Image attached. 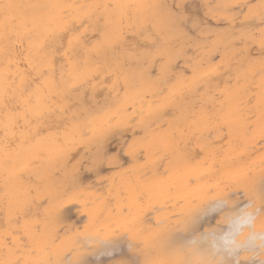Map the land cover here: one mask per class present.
I'll list each match as a JSON object with an SVG mask.
<instances>
[{"label": "rangeland", "instance_id": "1", "mask_svg": "<svg viewBox=\"0 0 264 264\" xmlns=\"http://www.w3.org/2000/svg\"><path fill=\"white\" fill-rule=\"evenodd\" d=\"M8 1L0 0V264H264V248L224 256L203 240L245 207L264 226L262 0H18L22 23ZM164 4L196 23L173 26ZM250 14L254 35L240 43L230 18L238 29ZM86 231L123 243L111 255L85 249Z\"/></svg>", "mask_w": 264, "mask_h": 264}, {"label": "clouds", "instance_id": "2", "mask_svg": "<svg viewBox=\"0 0 264 264\" xmlns=\"http://www.w3.org/2000/svg\"><path fill=\"white\" fill-rule=\"evenodd\" d=\"M217 209H210L208 214H212ZM110 238L94 231H86L82 234L80 246L82 248H95L105 253ZM204 241H212L218 252L235 253L242 249L254 250L257 247L264 248V226L256 229L255 216L247 208H241L234 218L228 221L226 230L218 237L211 232L203 237ZM218 241V242H217Z\"/></svg>", "mask_w": 264, "mask_h": 264}, {"label": "snow or ice", "instance_id": "3", "mask_svg": "<svg viewBox=\"0 0 264 264\" xmlns=\"http://www.w3.org/2000/svg\"><path fill=\"white\" fill-rule=\"evenodd\" d=\"M5 8L12 7L11 5H5ZM160 8L164 9L167 17L170 21V23L173 26H176L177 24H182L187 22L188 20H192L195 24L197 21V18L190 14L187 11H182L181 5H175L174 8L171 5H160ZM192 8H195V5H192ZM261 11L259 12V25H260V32L261 35L264 36V0H262V4L260 5ZM175 9V10H174ZM237 17L233 16L230 18V23L233 25V36L235 39H237L240 43H244L245 40L251 36L254 35V26L256 21V15L250 14L244 21H240V27L237 29L235 27ZM59 33H55L50 37L49 43L46 45L47 47H50L52 44L55 43V41L59 38ZM98 165H94L96 167ZM260 181L262 184H264V175L261 176ZM120 234H114L108 243V247L105 250V253L108 255H111L117 248L121 246L123 243L122 241H119L118 239H115ZM128 252L134 257L137 252L134 245L131 243L128 244ZM76 264H83L82 258L76 262ZM116 264H135L134 259H121L116 262Z\"/></svg>", "mask_w": 264, "mask_h": 264}, {"label": "bare ground", "instance_id": "4", "mask_svg": "<svg viewBox=\"0 0 264 264\" xmlns=\"http://www.w3.org/2000/svg\"><path fill=\"white\" fill-rule=\"evenodd\" d=\"M152 1H153V0H148V2H152ZM113 2H114V4H119V5L121 4V1H120V0H113ZM148 2H147V4H145V5L148 6V5L150 4V3H148ZM160 2H161V1H160ZM5 5H11V6H12V7H10V8H6L5 10H11L13 13H15V17H16V20H17L18 22L22 23V22L25 21L26 18L23 16V14H22V13L19 11V9L17 8L18 5H19V1H18V0H9L8 2H6ZM54 6H57V4H54ZM137 7H138V9H140V8H142V7H144V6H143V5H137ZM199 19H200V17H199ZM0 25L2 26L3 24H0ZM54 27H55V26H54ZM1 30L3 31L4 28L1 27ZM183 36H184V35H183ZM181 37H182V36H181ZM136 43H137V42H136ZM145 43H146V42H145ZM150 43H151V42H150ZM141 45H143V44H141V42H140V46H141ZM144 45H145V44H144ZM148 45H150V44H147V46H148ZM153 45H154V44H153ZM137 46H138V45H137ZM151 46H152V45H151ZM134 47H135V46H134ZM143 47H145V46H143ZM148 47H149V46H148ZM65 49H66V48H65ZM67 52H68V51H67ZM21 54H22V53H21ZM214 58H215V57H214ZM54 64H55V63H54ZM22 65H23V64H22ZM23 66H24V65H23ZM209 71H210V70H209ZM173 73H174V72H173ZM29 74H30V72H29ZM200 74H201V73H200ZM198 75H199V74H198ZM171 76H172V75H171ZM171 76H170V77H171ZM164 77H166V76H164ZM167 78H168V77H167ZM33 79H34V78H33ZM155 80H156V79H155ZM161 83H162V82H161ZM4 84H5L4 79H3V78H0V95L2 94V90H3V86H4ZM262 85L264 86V81H262ZM207 87H208V85H207ZM209 87H210V86H209ZM161 91H162V90H161ZM151 94H152V93H151ZM64 97H65V96H64ZM82 97H83V96H82ZM247 100H248V99H247ZM250 101H251V100H250ZM15 107H16V106H15ZM64 111H65V110H64ZM165 111H166V110H165ZM135 113H136V112H135ZM167 113H168V112H167ZM241 114H242V113H241ZM133 117H135V115H134ZM131 118H132V117H131ZM132 119H133V118H132ZM145 119H146V118H145ZM58 121H59V120H58ZM61 122H62V121H61ZM61 122H60V123H61ZM56 125H57V124H56ZM59 125H60V124H59ZM59 125H57V126L59 127ZM178 125H179V124H178ZM52 127H53V126H52ZM52 127H50V128L52 129ZM248 127H249V125H248ZM50 128H49V129H50ZM37 130H38V129H37ZM40 130H41V129H40ZM114 130H115V129H114ZM183 130H184V129H183ZM41 131H42V130H41ZM119 131H120V130H118V132H119ZM55 132H56V131H55ZM112 133H113V132H112ZM126 134H127V133H126ZM109 135H111V134H109ZM106 139H107V138H106ZM107 143H108V142H107ZM59 148H60V147H59ZM78 150H79V147H78ZM243 151H244V150H243ZM76 152H77V150H76ZM216 152H217V151H216ZM195 153L197 154V152H195ZM195 153H194V154H195ZM198 153H199V152H198ZM72 154H73V153H72ZM218 155H219V154H218ZM138 158H139V157H138ZM157 158H158V157H157ZM260 162H261V161H260ZM199 164H200V163H199ZM203 164H204V163H203ZM205 166H207V165H205ZM253 167H254V166H253ZM244 168H245V167H244ZM188 169H190V168H188ZM206 169H207V167H206ZM247 169H248V168H247ZM251 169H252V168H251ZM197 171H198V170H197ZM197 171H195V172H197ZM162 172H164V171H162ZM186 173H187V172H186ZM235 173H236V172H235ZM162 174H163V173H162ZM142 175H143V174H142ZM142 175L140 174V176H142ZM81 178H82V177H81ZM189 180H190V179H189ZM191 180H192V179H191ZM131 181H132V180H131ZM205 181H207V180H205ZM216 182H217V180H216ZM205 183H206V182H205ZM205 183H204V185H205ZM213 183H215V182H213ZM213 183H211V184H213ZM260 183H261V181H260ZM173 184H174V183H173ZM173 184H172V185H173ZM199 184H200V183H199ZM202 184H203V182H201V185H200V186L203 188ZM233 184H234V183H233ZM258 184H259V183H258ZM258 184H257V185H258ZM261 184H262V183H261ZM129 185H130V184H129ZM166 186H167V185H166ZM196 186H197V187H195V185H194V188H193L194 190H193V192L196 191V190L198 189V187H200V186H198V184H197ZM213 186H214V184H213ZM170 187H171V186H170ZM201 187L199 188L200 190H201ZM261 187H262V186L260 185L259 188H261ZM263 187H264V185H263ZM263 187H262L261 190H263ZM88 188H89V187H88ZM97 188H98V187H97ZM162 188H164V187H162ZM162 188H161V189H162ZM168 188H169V187H168ZM188 188H189V187H187V188L185 189V190H186V193H187V191L190 193L189 190L192 191V187H190V189L187 190ZM195 188H196V190H195ZM205 188H206V187H205ZM165 189H167V188H165ZM199 189H198V190H199ZM81 190H82V189H81ZM185 190H183V191H185ZM210 190H211V189H210ZM258 190H259V189H258ZM258 190H257V191H258ZM86 191H87V190H86ZM168 191H169V190H167V192H168ZM78 192H79V191H78ZM181 192H182V191H181ZM219 192H220V191H219ZM80 193H81V192H80ZM126 193H127V192H126ZM129 193H130V192H129ZM189 193H187V195H189ZM10 194H11V192H10ZM131 194H132V192H131ZM134 194H135V193H134ZM198 194H199V193H198ZM218 194H219V193H218ZM160 195H161V194H160ZM172 195H173V194H172ZM181 195H183V193H181ZM216 195H217V194H216ZM184 196H185V194H184ZM228 196H229V195H228ZM66 197H68V196H66ZM72 197H74V196H72ZM72 197H70V198L72 199ZM171 197H172V196H171ZM173 197H174V196H173ZM179 197H180V196H179ZM196 197H198V196L196 195ZM239 197H240V195H239ZM70 198H69V199H70ZM181 198H182V196H181ZM181 198H180V199H181ZM71 199H70V200H71ZM79 199H80V198H79ZM131 199H132V198H131ZM131 199H130V200H131ZM148 199H149V198H148ZM194 199H195V198H194ZM262 199H263V198H262ZM66 200L69 201L68 199H66ZM72 200H74V199H72ZM84 200H85V199H84ZM87 200H88V199H87ZM128 200H129V199H128ZM153 200H154V199H153ZM153 200H152V201H153ZM157 200H158V199H157ZM169 200H170V198H169ZM169 200H167V201H169ZM174 200H175V199H174ZM217 200H218V199H217ZM217 200H215V201H217ZM263 200H264V199H263ZM61 201H63V200H61ZM99 201H100V200H99ZM132 201H133V200H132ZM165 201H166V200H164V203H165ZM220 201H221V200H220ZM222 201H223V200H222ZM241 201H242V200H241ZM149 202H150V201H149ZM82 203H83V202H82ZM193 203H194V202H193ZM196 203H197V202H196ZM205 203H206V202H205ZM236 203H238V202H236ZM236 203H235V204H236ZM247 203H248V201H247ZM152 204H153V203H152ZM157 204H158V203H156V205H157ZM169 204H170V203H169ZM218 204H219V203H218ZM235 204H234V205H235ZM244 204H245V203H244ZM59 205H60V204H59ZM79 205H80V204H79ZM86 205H87V203H86ZM94 205H95V203H94ZM129 205H130V204H129ZM131 205H132V204H131ZM150 205H151V204H150ZM208 205H209V204H208ZM211 205H212V204H211ZM211 205H210V206H211ZM216 205H217V204H216ZM237 205H238V204H237ZM56 206H57V205H56ZM145 206H146V205H145ZM152 206H154V205H152ZM210 206H209V207H210ZM213 206H214V205H213ZM220 206H221V205H220ZM235 206H236V205H235ZM235 206H232L233 209H234ZM84 207H85V206H84ZM98 207H99V206H98ZM146 207H147V206H146ZM149 207H150V206H149ZM160 207H161V206H159V208H160ZM163 207H165V206H163ZM214 207H216V206H214ZM217 207H218V206H217ZM221 207H222V206H221ZM232 207H229V208L232 209ZM115 208H116V207H115ZM143 208H144V207H143ZM153 208H154V207H153ZM156 208H158V207H156ZM184 208H185V207L183 206V209H184ZM222 208H224V207H222ZM237 208H238V207L236 206V209H237ZM63 209H64V208H63ZM134 209H135V208H134ZM145 209H146V208H145ZM147 209H148V208H147ZM161 209H162V208H161ZM173 209H174V208H173ZM211 209H213V208H211ZM61 210H62V209H61ZM82 210H84V208H83ZM85 210H86V208H85ZM98 210H99V209H98ZM140 210H142V209H140ZM159 210H160V209H159ZM217 210H218V208H217ZM239 210H240V209H239ZM239 210H238V212H239ZM62 211H63V210H62ZM142 211H143V210H142ZM146 211H148V210H146ZM152 211L154 212V210H152ZM170 211H171V210H170ZM174 211H175V210H174ZM206 211H207V210H206ZM206 211H205V213L202 212V214H204V215L207 214ZM208 211H209V210H208ZM219 211H220V210H219ZM85 212L88 213V211H85ZM91 212H92V211H91ZM107 212H108V211H107ZM107 212H106L104 215L107 216ZM134 212H135V211H134ZM148 212H149V211H148ZM188 212H189V211H188ZM188 212H187V213H188ZM58 213H59V212H58ZM58 213H57V214H58ZM190 213H191V212H190ZM213 213H214V212H213ZM63 214H64V213H63ZM93 214H94V213H93ZM132 214H133V213H132ZM149 214H150V213H149ZM152 214H153V213H152ZM176 215H177V214H176ZM179 215H180V214H179ZM207 215H208V214H207ZM211 215H213V214H211ZM63 216H64V215H63ZM90 216H91V215H90ZM131 216L133 217V215H131ZM199 216H200V215H199ZM205 216H206V215H205ZM57 217H58V216H57ZM88 217H89V216H88ZM91 217H92V216H91ZM93 217H94V215H93ZM95 217H96V216H95ZM135 217H136V216H135ZM163 217H164V216H163ZM174 217H175V216H174ZM86 218H87V217H86ZM86 218H85V219H86ZM133 218H134V217H133ZM141 218H142V217H141ZM200 218H202V217H200ZM200 218H199V219H200ZM91 219H93V218H91ZM120 219H121V218H120ZM199 219H198V221H199ZM231 219H232V218H231ZM256 219H257V218H256ZM115 220L120 221L119 219H115V218H114V221H115ZM136 220H138V219H136ZM201 220H203V219H201ZM90 221H91V220H90ZM111 221H113V220H111ZM123 221H124V219L122 220L121 223H123ZM145 221H146V220H145ZM174 221H175V218H174ZM204 221H205V220H204ZM208 221L210 222V220H208ZM0 222H1V221H0ZM17 222H18V221H17ZM87 222H88V220H87ZM91 222H92V221H91ZM109 222H110V221H109ZM116 222H117V221H116ZM126 222H127V221H126ZM161 222H162V221H161ZM165 222H166V221H165ZM162 223H163V222H162ZM170 223H171V221H170ZM192 223H193V222H192ZM192 223H191V224H192ZM205 223H207V221H206ZM40 224H41V223H40ZM118 224H120V222H118L117 225H118ZM123 224H124V223H123ZM54 225H55V224H54ZM54 225H52V226H54ZM87 225H88V224H87ZM117 225H116V226H117ZM143 225H144V224H143ZM175 225H176V224H175ZM258 225H259V223H258ZM33 226H34V225H33ZM56 226H57V225H56ZM121 226H122V225H121ZM101 227H105V226H102V225H101ZM112 227H115V226H112ZM122 227H123V226H122ZM133 227H134V226H133ZM160 227H161V226H160ZM164 227H165V226H164ZM187 227H188V226H187ZM221 227H222V226H221ZM224 227H225V226H224ZM85 228H86V227H85ZM97 228H98V227H97ZM107 228H108V229L110 228V230L112 229L111 227H107ZM127 228H129V227L127 226ZM256 228H257V227H256ZM102 229H103V228H102ZM125 229H126V228H125ZM135 229H137V228H135ZM160 229H161V228H160ZM222 229H223V228H222ZM258 229H259V228H258ZM97 230H98V229H97ZM112 230H113V229H112ZM112 230H111V231H112ZM121 230H122V228H121ZM129 230H130V229H129ZM188 230H189V229H188ZM188 230H187L186 232H188ZM199 230H200V229H199ZM18 231H19V230H18ZM100 231H101V230H100ZM100 231H99V232H100ZM104 231H105V230H104ZM177 231H179V230H177ZM177 231H176V232H177ZM101 232H102V231H101ZM101 232H100V234H101ZM112 232H113V231H112ZM112 232H109V233H112ZM176 232H175V233H176ZM180 232H181V231H180ZM180 232H178V233H180ZM15 233H16V232H15ZM18 233H19V232H18ZM105 233H106V232H103L102 235L105 234ZM109 233H108V234H109ZM144 233H145V232H144ZM144 233H143V234H144ZM190 233H191V232H190ZM170 234H171V233H170ZM176 234H177V233H176ZM185 234H187V233H185ZM204 234H205V233H204ZM220 234H221V233H220ZM105 235H106V234H105ZM130 235H131V234H129V236H130ZM190 235H191V234H190ZM205 235H206V234H205ZM205 235H204V236H205ZM108 236H109V235H108ZM122 236H123V234H122ZM125 236H126V234H125ZM132 236H133V235H132ZM135 236H136V235H135ZM178 236H179V235H178ZM185 236H186V235H185ZM202 236H203V234H202ZM147 237H148V236H147ZM175 237H176V236H175ZM191 237H192V236H191ZM22 238H23V237H22ZM61 238H62V237H61ZM188 238H189V236H188ZM7 239H8V237H7ZM44 239H45V238H44ZM76 239H77V242H79V240H81L80 237H79V240H78L77 237H76ZM181 239H182V237H181ZM191 239H192V238H191ZM191 239H190V240H191ZM60 240H61V239H60ZM174 240H175V239H174ZM182 240H184V239H182ZM193 240H195V239H193ZM121 241H122V240H121ZM185 241H186V240H185ZM185 241H184V242H185ZM188 241H189V240H188ZM191 241H192V240H191ZM191 241H190V242H191ZM202 241H203V240H202ZM126 242H127V241H126ZM178 242H179V241H178ZM192 242H193V241H192ZM198 242H200V240H198ZM217 242H218V241H217ZM6 243H7V242H6ZM8 243H9V241H8ZM57 243H58V242H57ZM187 243H188V242L186 241L185 244H187ZM204 243H205V241H204ZM204 243H203V244H204ZM61 244H62V242H61ZM197 244H198V243H197ZM200 244H201V242H200ZM209 244H210V243H209ZM180 245H181V244H180ZM57 246H58V245H57ZM57 246H55V247H57ZM145 246H146V245H145ZM178 246H179V244H178ZM178 246H177V247H178ZM177 247H176V248H177ZM198 247L200 248V245H199V244H198ZM173 248H174V247H173ZM179 248H180V247H179ZM207 248H208V249H206V250L210 251V250H209V247H207ZM212 248H213V247H212ZM57 249H58V248H57ZM90 249H91V248H90ZM94 249H95V248H94ZM94 249H93V250H94ZM177 249H178V248H177ZM214 249H215V248H213V250H214ZM173 250H174V249H173ZM215 250H216V249H215ZM257 250H258V249H257ZM263 250H264V249H263ZM69 251H70V250H69ZM176 251H177V250H176ZM181 251L183 252V249H182ZM247 251H248V250H247ZM259 251H261V250L259 249ZM136 252H137V251H136ZM168 252H169V251H168ZM182 252H181V253H182ZM210 252H211V251H210ZM216 252H218V251H216ZM250 252H251V250H250ZM256 252H257V251H256ZM261 252H262V251H261ZM218 253H222V254H223V252H218ZM235 253H236V252H235ZM253 253H254V252H253ZM65 254H66V253H65ZM137 254H138V252H137ZM171 254H172V256H173V253H171ZM215 254H216V253H215ZM233 254H234V253H233ZM233 254H232V255H233ZM257 254H258V253H257ZM263 254H264V253H263ZM34 255H35V254H34ZM86 255H87V254H86ZM97 255H98V254H97ZM180 255H182V254H180ZM188 255L191 256V253L189 252ZM223 255H224V254H223ZM238 255H239V254H238ZM241 255H242V254H241ZM258 255H259V254H258ZM29 256H30V255H29ZM49 256H50V255H49ZM51 256H52V255H51ZM192 256H194V255H192ZM200 256H202V255L200 254ZM224 256H225V255H224ZM226 256H227V254H226ZM234 256H235V255H234ZM236 256H237V255H236ZM251 256H252V255H251ZM251 256H250V258H251ZM262 256H263V255H262ZM20 257H21V256H20ZM68 257H69V256H68ZM68 257H67V258H68ZM157 257H158V256H157ZM174 257H176V256L174 255L173 258H174ZM181 257H182V256H181ZM230 257H231V256H230ZM230 257H229V261H230ZM253 257H254V256H253ZM257 257H258V256H257ZM48 258H49V257H48ZM63 258H64V257H63ZM83 258L85 259V257H83ZM143 258H145V257L143 256ZM162 258H164V257H162ZM162 258H161V259H162ZM165 258H166V257H165ZM173 258H172V259H173ZM187 258H188V257H187ZM200 258H202L203 260L206 259V257H203V256L200 257ZM233 258H234V257H233ZM233 258H232L231 263L233 262ZM235 258H236V257H235ZM238 258H239V256H238ZM172 259H169V260H172ZM175 259H176L177 261H179V260L177 259V257H176ZM175 259H174V261H175ZM179 259H180V258H179ZM202 259H201V261H202ZM226 259H227V258H226ZM256 259H257V258H256ZM256 259H255V260H256ZM259 259H261V257H260ZM259 259H258V260H259ZM263 259H264V258H263ZM263 259H262V260H263ZM82 260H83V259H82ZM138 260H139V259H138ZM166 260H167V258H166ZM166 260H165V261H166ZM180 260H184L183 257H182V259H180ZM187 260H188V259H187ZM189 260H190V258H189ZM189 260H188V261H189ZM193 260H194V259H192V261H193ZM238 260H239V259H238ZM244 260L247 261V260H249V259H244ZM262 260H261V261H262ZM17 261H19V259H18ZM46 261H47V260H46ZM60 261H61V260H60ZM66 261H67V259H66ZM84 261H85V260H84ZM115 261H116V260H115ZM190 261H191V260H190ZM225 261H226V260H225ZM67 262H68V261H67ZM76 262H77V261H76ZM137 262H138V261H137ZM161 262H164V260H162ZM175 262H176V261H175ZM180 262H181V261H180ZM184 262H185V261H184ZM184 262H183V263H184ZM186 262H187V261H186ZM199 262H200V261H199ZM203 262H204V261H203ZM241 262H242V261H241ZM71 263H72V262H71ZM71 263H70V264H71ZM183 263H182V264H183ZM188 263L190 264V262H188ZM191 263H192V262H191ZM195 263H196V262H195ZM209 263H210V262H209ZM209 263H207V264H209ZM227 263L229 264V262H227ZM255 263H256V262H255ZM73 264H74V263H73ZM139 264H140V263H139ZM184 264H186V263H184ZM192 264H194V263H192ZM199 264H202V262L199 263ZM210 264H211V263H210ZM225 264H226V262H225ZM232 264H233V263H232ZM256 264H257V263H256ZM258 264H259V263H258Z\"/></svg>", "mask_w": 264, "mask_h": 264}]
</instances>
